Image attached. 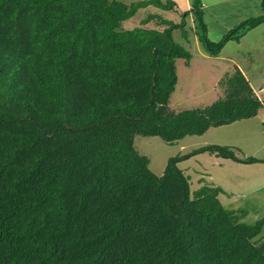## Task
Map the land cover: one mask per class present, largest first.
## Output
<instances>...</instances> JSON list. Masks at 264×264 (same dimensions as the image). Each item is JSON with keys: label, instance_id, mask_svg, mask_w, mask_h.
Masks as SVG:
<instances>
[{"label": "trees", "instance_id": "obj_1", "mask_svg": "<svg viewBox=\"0 0 264 264\" xmlns=\"http://www.w3.org/2000/svg\"><path fill=\"white\" fill-rule=\"evenodd\" d=\"M262 6L264 9V0ZM172 0H0V264H264V217L241 221L223 189L192 192L178 162L207 152L238 162L239 148L209 144L171 157L162 175L135 136L176 143L256 117L264 99L236 67L226 96L205 108L169 106L177 59L193 53L173 31L185 26L139 9ZM217 56L264 22L243 20L208 38L200 0L184 12Z\"/></svg>", "mask_w": 264, "mask_h": 264}, {"label": "rangeland", "instance_id": "obj_2", "mask_svg": "<svg viewBox=\"0 0 264 264\" xmlns=\"http://www.w3.org/2000/svg\"><path fill=\"white\" fill-rule=\"evenodd\" d=\"M121 1L133 3L142 0ZM172 1L176 4L175 10H164L154 6L141 8L133 17L123 22L122 28L133 29L141 26L142 20L150 13L159 14L164 19L174 23H181L185 20V26L173 31V38L192 52L195 59L191 67L185 65V59L176 60L180 83L171 96L169 106L177 112L186 109L205 108L226 96L225 86L221 84L222 79L217 83L215 82L216 74L220 73L221 70V63L219 65L212 64V61L208 60L204 61L206 66H202L200 63L202 58L199 53L201 49L204 51L206 49L195 33L194 15L190 14L187 18L183 17L184 12L193 8L195 0H189V9L184 8V0ZM204 1L212 3L214 0H200L206 22ZM206 24L208 38L211 41L218 42L229 32L223 34L215 28L216 24L210 22L211 27L208 26L207 22ZM235 44L227 45L226 49L224 48V55H227V50ZM261 51H264L263 46ZM239 61L243 67L248 68L252 80L264 76V53H254L251 57L240 58ZM222 63L224 64L226 61ZM230 69L226 75L234 72V67ZM262 99L264 98L262 97ZM263 123L264 108L259 111L258 116L254 119H244L234 122L232 125L212 127L203 135H188L173 144L165 142L158 136L136 135L135 147L141 154L149 158L150 168L157 175L164 173L171 157L188 154L209 144L230 145L235 142L234 147L240 149L237 151L238 156L242 158L253 156L264 159ZM247 126V133H251L248 135L249 140L246 139V135H243L244 128ZM178 166L190 177L192 192L206 184L220 186L223 192L220 193L219 197L224 206L228 209L245 212L244 217L241 218L242 222L254 224L264 217V162H238L203 152L179 161ZM254 242L257 244L264 242V227Z\"/></svg>", "mask_w": 264, "mask_h": 264}, {"label": "crops", "instance_id": "obj_3", "mask_svg": "<svg viewBox=\"0 0 264 264\" xmlns=\"http://www.w3.org/2000/svg\"><path fill=\"white\" fill-rule=\"evenodd\" d=\"M184 4V8H190L189 0H184ZM203 7L205 8V18L208 26H210V22L216 24L215 28L223 34L230 31L243 20L251 17H257L264 13L261 0H214V2L212 3H207L206 1H204ZM230 43L236 44L229 48V50H227V55H224V51L226 49L225 47H227V45H229ZM262 46L264 47V22L259 24L257 27L249 30L241 38L240 41H229L228 43H226V45L217 56H212L207 51L201 49V52L199 54L202 60L200 63H202V66H206L204 62L205 60H208L210 62L212 61V64L216 63L217 65L221 63L220 73L216 74V83L219 82L224 77V75L229 72V70H231L230 68L234 67L235 70L236 67H239L244 72L246 77L250 80V83L257 95L260 98H264V76H261L259 79L252 80L249 76L248 68L243 67L239 61L240 58H247V56L251 57L254 53H264V51H261ZM194 59L195 57L193 56L189 63L185 62V65L187 67H191L193 65ZM219 61H226V63L223 64ZM179 83L180 78L178 79L177 86L179 85ZM256 117H253L252 119ZM247 128L248 126L244 128L243 135H246V139L249 140L250 137L248 135H250L251 133H247ZM230 145L234 146L236 145V143L234 142Z\"/></svg>", "mask_w": 264, "mask_h": 264}]
</instances>
